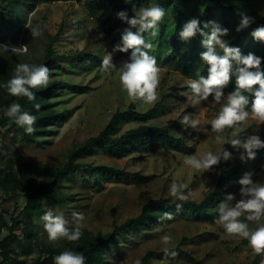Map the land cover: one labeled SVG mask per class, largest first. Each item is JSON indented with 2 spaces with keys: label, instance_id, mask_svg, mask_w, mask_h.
Listing matches in <instances>:
<instances>
[{
  "label": "rangeland",
  "instance_id": "obj_1",
  "mask_svg": "<svg viewBox=\"0 0 264 264\" xmlns=\"http://www.w3.org/2000/svg\"><path fill=\"white\" fill-rule=\"evenodd\" d=\"M248 2L250 17L254 20L264 18V0ZM151 5L153 2L149 6ZM164 10V18L168 24L174 23V14L177 11L184 16L180 28L182 31L184 24L192 18L200 19L203 7L189 4L187 7H178L177 10L167 6ZM219 19L218 12L214 10L209 21H214L222 27ZM240 21L238 18L235 27L229 28V34L223 39L229 46L240 48L241 53L248 49L249 52L264 58V42H251L248 28L236 31ZM36 26L40 27L42 35L33 38L31 28ZM127 27L129 25H124L112 35H106L87 16L83 3L72 1L41 3L25 15V23L22 26L7 27L3 31L0 45L28 46V52L24 55L13 54L10 47L9 51L0 48V53L14 55L17 64H37L43 58L49 43L52 44L53 53L69 59L49 71V82L60 83V86L47 101L48 110L57 115V118L47 125V133L35 142H26L18 131L0 128V170L14 172L23 183L39 182L48 176V171L65 162L71 149L96 136L112 115L127 110L132 101L122 89L118 75L115 71H101V63L107 53L112 54V63L117 67L130 56V51L113 52L114 46L122 43V33ZM132 31L135 32L136 29ZM207 32H210V29H207ZM192 39L177 41L179 49L175 51L170 63L166 58L167 54L159 55L157 64L161 72L157 102L133 103L136 112L144 114L151 110L152 115L145 123L134 120L123 122L118 133L122 134L142 124L165 126L175 138L185 143L188 150L157 145L149 152L134 153L122 158L109 157L102 152L84 155L79 159L80 163L105 165L129 174H139L147 179L105 183L99 175L94 178L86 171L72 173L60 183L58 197L62 198L63 202L58 205L49 199L45 200L43 213L30 219L29 227L33 234L30 240V254L19 257L24 264L42 261L48 257L51 250L60 253L66 250L63 239L55 244L49 243L47 239L41 217L49 209L56 214L63 213L70 222L74 211L82 213L85 217L82 222L83 230L93 236L105 235L112 232L114 225H120L137 216L147 201L163 197L173 198L169 194L173 182L187 185V200L193 202H200L214 188L221 171L238 168L236 177L230 178L226 183V186L239 187L232 193L237 200L240 199L241 187L238 180L244 173L252 172L254 182H264V148L257 150L254 160L241 162L239 153L230 144L217 142V134L211 131L210 120L217 114L219 105L212 104L211 96L208 101L194 103L190 93L188 96L183 95L189 92L188 84L195 76H186L172 62L185 50L186 54L192 57L191 51L203 45V37L200 45L196 46H192ZM218 51L223 54L221 50ZM199 53H202L201 50L196 52ZM196 59L201 67L205 65L200 54ZM262 63L264 66V59ZM231 81L235 82L234 76ZM186 114H190L191 119L199 122L195 129L180 123ZM231 131L226 129L221 135L230 140L245 139L248 135L256 134L264 140V124H258L255 119H249L243 124L237 137H232ZM223 148L233 154V159L226 162L222 160L209 171L197 172L184 163L186 156L199 157L205 152L215 153ZM24 206L23 191L0 189V238L7 236L4 225L9 226ZM215 214L213 222H198L193 217L186 216L151 227L149 230L141 227L137 231L121 234L110 249L102 252V260L104 264H136L147 252L163 253L165 245L161 238L169 235L172 242L168 247L178 253L177 257L173 259L162 255L160 258H150L148 264H262L264 255L258 257L253 254L246 239L227 234L223 227L216 223L217 210ZM260 223H264V219ZM17 234L22 238L20 231Z\"/></svg>",
  "mask_w": 264,
  "mask_h": 264
},
{
  "label": "trees",
  "instance_id": "obj_2",
  "mask_svg": "<svg viewBox=\"0 0 264 264\" xmlns=\"http://www.w3.org/2000/svg\"><path fill=\"white\" fill-rule=\"evenodd\" d=\"M72 1L82 2L87 16L106 35H112L122 26L128 25L117 18L118 12L125 11L131 18L134 15V9L138 10L140 7H148L151 2L163 9L167 6H172L174 10H177L178 7H187L189 4L201 5L203 7L199 19L201 26L210 20L214 10L219 14L222 28L227 29L235 27L236 20L238 18L241 19V12L250 16L248 0H0V38H3L2 33L7 27L22 26L25 23V15L31 13L41 3ZM21 12L25 14H20ZM174 15L173 24H168L167 19L163 18L159 25L158 34L155 37H152L149 33L144 34L145 40L151 42L154 46L151 55L156 60L163 53L167 54L166 58L170 63L175 51L179 49L181 40L179 33L181 32L180 28L184 16L178 11ZM262 25H264V18L255 19L247 27L250 29L249 37L251 42L257 43L251 33ZM205 31L207 32V29ZM192 38V46L198 45L202 40V36L199 33ZM51 45L49 43L46 46L43 58L36 64L47 66L49 71L60 62H66L69 59L64 55L53 53ZM199 50L201 52L206 51L204 46L200 45L195 51H191L192 57H190L185 50L181 56L173 60L172 64L176 68L181 69L190 78L195 76V79H198L200 75L206 77L208 65L205 64L201 67L196 59V56L201 54H196ZM129 51L131 53V50ZM166 51L169 54L165 53ZM248 53V49L242 52L243 55ZM16 66L14 55L0 53V128L16 130L24 141L35 142L36 139L47 133V125L57 118L56 114L48 110L49 104L47 101L57 92L60 83L49 82L47 87L31 89L36 97L34 101H29L27 97L11 96L4 85L12 78ZM261 70L264 71L263 63H261ZM234 89L235 82L231 81L224 89L225 95ZM245 94L249 95L248 110L250 111L251 100L254 97L250 94ZM12 103L20 104L23 111H27L36 117L35 132L33 134H26L23 128L17 126L13 120L5 115L6 109ZM35 104H40L39 110L34 107ZM151 115V110L144 114L136 112L134 104L131 102L126 111L116 112L112 115L105 127L96 136L86 139L82 144L71 149L66 155L65 162L61 166L48 171V176L39 182L28 181L23 183L14 172L0 170V189L6 191L17 190L25 193V206L16 218L12 219L9 226L4 225L7 229V236L0 238V264H24V261L19 259V257L30 254V240L33 237L29 227L30 219L43 213L45 200L49 199L58 205L63 202V199L58 197L60 183L72 173L86 171L94 178L99 175L105 183L128 179L138 181L147 179L139 174H129L105 165L92 166L80 163L79 159L84 155L102 152L109 157L122 158L134 153L149 152L157 145L188 150L185 143L175 138L169 132V128L165 126L142 124L118 134L123 122L134 120L139 123H145ZM238 173V168L221 171L214 188L200 202L179 201L169 197L151 199L142 205L137 216L127 219L120 225H114L112 232L93 236L82 229L83 235L79 241L69 242L63 239L64 246L66 250L82 252L86 258L85 264H104L102 252L110 249L121 234L137 231L141 227L149 230L151 227L160 226L165 222H171L176 218H184L186 216L193 217L198 222H213L218 204L225 199L227 194H232L239 189L238 186H226L227 181L230 178H235ZM177 204L182 206L178 209ZM165 213H171L173 219H163ZM18 231H20L22 238L17 234ZM59 254V251L51 250L47 258L42 261H36L33 264H54L53 258ZM162 255H165L164 252H147L140 262L141 264H148L150 258H160Z\"/></svg>",
  "mask_w": 264,
  "mask_h": 264
},
{
  "label": "clouds",
  "instance_id": "obj_3",
  "mask_svg": "<svg viewBox=\"0 0 264 264\" xmlns=\"http://www.w3.org/2000/svg\"><path fill=\"white\" fill-rule=\"evenodd\" d=\"M134 15L130 18L125 11L117 13V18L129 25L125 28L121 44L113 48V52L128 53L130 56L123 60L119 67L112 63V54L107 53L101 63V71H115L119 77L122 89L127 93L132 103L154 104L158 100L157 89L160 84L161 69L154 56L150 55L153 44L144 38L145 33L152 37L158 34L159 25L165 17V10L157 4L149 7H140L133 10ZM241 21L236 31L239 32L249 27L254 18L244 12L240 13ZM136 29V31H132ZM210 29V32H206ZM197 33L203 37L202 44L206 51L200 54L201 60L208 65V74L200 75L188 84L189 92L183 93L191 98L194 103L208 101L212 97V104L219 105L217 114L210 120L211 131L216 133V140L221 144H230L238 153L241 162L254 160L257 150L264 148V140L259 135H248L245 139H225L221 134L226 129H231V136L237 137L238 130L249 119H255L258 124H264V71L261 70L262 59L260 56L249 52L247 55L241 53L240 48L229 46L223 37L229 34L227 28H222L214 21H208L201 26V21L192 18L186 22L179 33L181 40L188 41ZM42 35L39 26L31 28L33 38ZM252 37L264 42V25L257 27L251 33ZM10 51L16 55H24L28 52L27 45L7 46L0 45L4 51ZM221 50L223 55H220ZM235 62V68H234ZM235 77V89L225 95L224 89ZM50 80L49 69L45 65L19 63L14 69V74L4 85L9 95L14 97H27L29 101L36 99L31 89L47 87ZM258 86V87H256ZM251 100L250 111L249 95ZM34 107L39 110L40 104ZM5 115L13 120L15 124L23 128L26 134L35 132L34 125L36 117L27 111H23L18 103H12L5 111ZM182 125H190L192 128L198 126V121L190 118V114L183 116L180 121ZM242 150V151H241ZM233 159V154L225 148L213 153H203L201 156H186L184 163L196 170L209 171L218 166L221 161ZM253 173L246 172L238 180L240 187V199L234 194H227L225 199L217 206L218 217L216 223L221 225L229 235L239 236L248 241L253 254L264 255V182H254ZM187 185L173 182L169 194L179 201H187L185 194ZM179 209L182 205L177 204ZM245 217V219H241ZM84 215L79 212L72 213L71 222L63 213L56 214L49 209L41 217L44 222V230L47 233L49 243L55 244L61 239L69 242L79 241L83 235L82 227ZM163 219L171 220V213H165ZM251 224L257 225L251 227ZM162 243L165 245L163 251L166 257L175 258L178 253L168 247L172 238L164 235ZM54 264H85L86 258L82 252L64 250L53 258ZM136 264H141L139 260ZM264 264V261H262Z\"/></svg>",
  "mask_w": 264,
  "mask_h": 264
}]
</instances>
